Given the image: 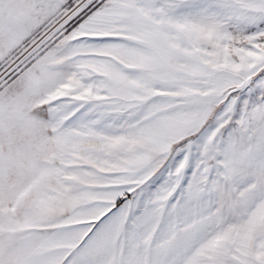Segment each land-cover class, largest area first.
I'll list each match as a JSON object with an SVG mask.
<instances>
[{
    "label": "snow or ice",
    "instance_id": "obj_1",
    "mask_svg": "<svg viewBox=\"0 0 264 264\" xmlns=\"http://www.w3.org/2000/svg\"><path fill=\"white\" fill-rule=\"evenodd\" d=\"M0 264H264V0H0Z\"/></svg>",
    "mask_w": 264,
    "mask_h": 264
}]
</instances>
